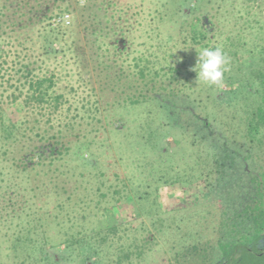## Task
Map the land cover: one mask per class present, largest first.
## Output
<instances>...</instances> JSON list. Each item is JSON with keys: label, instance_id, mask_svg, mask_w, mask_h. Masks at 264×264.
I'll list each match as a JSON object with an SVG mask.
<instances>
[{"label": "rangeland", "instance_id": "1", "mask_svg": "<svg viewBox=\"0 0 264 264\" xmlns=\"http://www.w3.org/2000/svg\"><path fill=\"white\" fill-rule=\"evenodd\" d=\"M91 1L101 5L106 13L103 16L105 34L98 43H90L87 56L76 55L73 51L76 45L72 43L75 35L71 38L69 34L53 44L62 52L40 54L45 40L37 28L23 30L15 35L17 38L12 37L13 44L5 49L9 53L5 51L0 56V103L2 101L4 106L10 102L9 95L13 90L10 84L21 76L17 71L19 60L31 61L35 76H54L53 89L64 95L58 111L50 113L48 109H35L31 105L25 108L23 117L26 114L27 120L37 117L41 128L50 133L63 132L70 146L65 161L39 165L30 173L16 172L13 166L3 168L5 178L0 180V208L4 202L2 194L15 192L12 200H5L14 205L0 210V264H29L14 254L12 242L17 230L30 220L34 232L31 236L37 237L39 231L44 232L50 236L49 245L59 243L63 232L70 227V231L78 234L93 225L115 223L116 231L111 234L113 241L104 252L101 264H215L222 258H229L227 264H264V257L254 258L251 251L245 249L249 239H243L238 249L231 246L225 250L218 245L220 240L234 245L241 234L246 233L247 237L254 234L250 220H246L244 227L237 228L238 235L230 234V225H222V222H234L226 218L233 214V207L239 211L241 207L237 200L244 198L239 195L242 189L234 184L240 179L239 168L226 170V178L222 180L217 176L195 178L191 182L192 179H185L190 170L186 166L188 155L183 156L180 151L172 162L166 157L160 172L159 169L152 172L141 166L136 142L142 123L147 118L157 119L156 109L160 102L177 105L169 118L173 119L178 113L182 124H188L190 128L202 126L204 101L201 99L208 100L210 94L205 91L209 86L196 84L197 74L191 70L197 61L196 50L220 47L230 54L228 50L234 51L228 46L231 40L242 41L244 49L264 46V0H187L185 4H179L180 0ZM29 3L33 4V0H0L1 11L14 17H22L30 7ZM20 5L25 8L13 13L14 7L19 9ZM48 14L51 15L48 22L58 21L57 11ZM68 19L73 20L71 13ZM194 31L204 33L205 39L192 40ZM235 59V55L229 58V68ZM97 62L105 66L103 73L98 75L94 69L91 81L86 80V73L91 69L88 65L95 67ZM142 67H146L147 75L140 80L137 71ZM106 69L119 73L126 80L117 85L116 93L108 88ZM143 82L155 86L152 96L157 98H140L141 102L131 105L127 97L133 88L129 85L139 87ZM100 84L106 85L104 91L100 90ZM7 86L8 90L2 93ZM160 86L166 89L162 90ZM226 89L228 86L224 85L218 93ZM159 121H164L163 117ZM213 127L216 131L222 129L215 123ZM177 128L173 127L171 132L181 137V130ZM35 137L30 131L23 136L25 151L32 147L31 138ZM172 137L168 134L169 143ZM81 142L89 143L94 162L85 165L75 156L80 153ZM239 142L231 147L238 146L241 152L249 153L245 164L254 172L264 173V145L248 152L244 151V146L239 147ZM192 149L189 146L186 152H192ZM205 156L202 151L201 158ZM240 163L238 161L236 167ZM160 174L164 176L162 179ZM175 174L184 179L165 182V178ZM224 181L229 183L223 184ZM137 186L150 192V202L156 199L154 209L146 214L141 212L140 216L139 204L127 196L133 195L130 189ZM116 199L120 202L114 204ZM98 206H115L108 214L110 220L100 217ZM135 237L136 244L143 245L142 254L139 256L134 251L129 260L118 262L117 255L123 254L120 247L134 245L131 243ZM63 254L67 253L62 244L44 252V255L57 258V264H81L72 258L61 260ZM88 264L100 263L88 261Z\"/></svg>", "mask_w": 264, "mask_h": 264}, {"label": "trees", "instance_id": "2", "mask_svg": "<svg viewBox=\"0 0 264 264\" xmlns=\"http://www.w3.org/2000/svg\"><path fill=\"white\" fill-rule=\"evenodd\" d=\"M179 2V4L181 2L185 4L187 0H180ZM51 3L52 7L50 8L49 5ZM21 6L24 5L18 6L19 9L14 7L15 11L13 10L12 12H20L25 8ZM29 6V9L23 12L22 17H14L3 13L1 11L3 6H0V56L5 54L6 46L13 44L10 40L12 37L17 38L16 34H19L23 30L28 31L31 28H37L40 31L39 34L45 40L40 54L47 55L62 52V49L57 51L58 49H55L53 44L56 41H60L65 34H69L71 38L75 35L72 43L76 47L73 51L78 57L87 56V47H91L90 43H98L100 37H104L105 26H103V16L106 13H104L101 5L94 4L91 0H33V4ZM40 6H45V8H41ZM52 11H57L56 16L58 21H55L56 23L48 22L51 20V15L48 12ZM70 13L73 16V20L69 19V23L66 24L62 18L66 14L69 17ZM17 15L21 14L17 13ZM56 16L54 17L56 18ZM198 34L194 31L192 40L199 42L205 39L204 33L200 32ZM198 37H200L199 41ZM242 45V41L231 40L228 46L232 47L234 51L227 49L231 55L228 52L225 53L228 58L234 55L236 57L232 67L229 68L230 70L224 74V85H227L228 89L222 90L220 93H218L219 88L214 86L205 89L207 94L210 95L207 98L208 100H205V98L201 99L202 102L204 101V106H202L204 111L201 122L202 126L190 128L191 126L188 124H182L179 121L180 114L178 113L173 119L169 118L174 113L177 105L172 102L170 104L165 100L166 102L157 104V119L147 118L142 123L140 126L141 133L138 134L139 140H136L137 150L140 152L138 154H141V166L147 167L152 172L160 168L162 162L167 160L166 157L172 162L180 151L184 153L183 156L188 155L186 166L190 170L189 173L186 172L187 176L185 179L189 178L188 181L192 179L191 182L195 178L208 179L217 176L222 180L226 178V170L239 168L240 179L239 182H235L234 184L236 188L242 189L239 195H244V198L237 200L241 208L238 211L236 207H233V214L226 218L227 221L233 219V223L222 222L224 227L229 225L232 227L230 234L232 232L234 235L240 234L237 228L239 226L244 227L246 220L252 221L254 234L261 231V228L264 227V173L259 170L254 172L251 166L246 165L247 163L245 164L249 153L246 155L244 152H241L237 148L238 146L231 147L232 144H237L240 141L239 147L244 146L246 148L244 151L250 152V149L264 145V46L254 45L253 47L250 46L244 49L245 47ZM15 48H17L16 45ZM8 53L6 51V54ZM18 62L19 67L17 71L21 73V76L16 79L14 84H10V86H13V90L9 95L10 102L5 106L2 101L0 103L1 181L5 178L3 168L8 166L15 167L16 172L30 173V171L39 165L46 163L51 165L53 162L65 161L70 154L67 135H64L60 131L50 133L49 130L42 129L40 126L41 121L37 117H34L33 120L25 119L27 114L23 117L25 108L31 105L35 109L37 107L41 110L48 109L50 113L58 111L63 103L64 95L60 91L58 92L53 89L55 84L54 76H35L33 75L35 68L31 61L22 62L19 60ZM88 66L89 68L91 67L90 70L88 69L85 77L86 80L87 78L89 79L88 81H91L94 69L100 75L105 68L102 62H97L95 67L93 64ZM145 70L146 67L138 69L137 72L140 80L146 77L147 72ZM176 73H179L178 70ZM105 77L109 82L108 88L115 93L118 90L117 85L121 81L126 82V80L124 81L121 78L119 73L107 71V69L105 70ZM145 83L143 82L139 87L129 85L130 88H133L131 89L132 92L128 91L127 97L131 105L146 100L145 97L154 100L157 98L155 95L152 96L155 86ZM26 84L27 88L25 90ZM100 86L101 91L106 89L104 87L106 85L100 84ZM8 88V86L5 87L1 92L7 91ZM160 88L162 90L166 89V87L162 86ZM122 90H125V87ZM21 97H23V100H20ZM162 117L164 121H159L162 120ZM170 121L172 122L170 123ZM214 123L222 129L216 131L213 127ZM175 126L178 127V130H181V137L171 132ZM24 131L26 133L28 131L33 132L36 136L35 138H31L33 141L32 147L27 151L22 146L23 136L26 134ZM232 131L234 133H230ZM168 134L173 136L171 143L167 141ZM189 146L193 147L192 152H186V148ZM78 148H80V153H75V156L81 160L80 162H84L86 165V163L95 161L89 143L81 142ZM202 151L206 155L204 158H201ZM84 155L86 156L84 157ZM238 161H241V163L239 167H236ZM162 177L164 176L160 174L159 178L162 179ZM180 179H184V176L175 174L165 178V182L174 183ZM245 179H247L246 182ZM228 183L226 182V184ZM247 185L250 187L249 189ZM130 190L133 195L127 196L128 198L131 196L132 200L134 198V201L139 204V216L141 212L146 214V212H151L154 209L156 199L150 202V192L148 190H141L138 186ZM14 192L15 190H12L11 192H4L2 194L4 202L0 210L14 205V203L9 202L12 200ZM6 194L8 195L5 197ZM101 195L104 196L103 193ZM240 196H237V198ZM5 200L9 201L6 202ZM116 202H120V199H116L114 204ZM58 206L63 207L62 205ZM114 207L98 206L97 210L100 217L110 220L111 218L108 214ZM28 222L32 223L31 220ZM29 223L17 230L12 242L14 254L21 258L22 262L29 264H37L39 262H43V264H57V258L53 259L52 256L44 255V252L57 246L59 247V244L63 245V251L67 253L66 255H61V260L72 258V260H77L81 264H88V261L99 262L101 264L105 257L104 252L110 248L113 241L111 234L116 231L115 223H107L104 226L93 225L89 227V230H84L78 234L77 232L70 231V227L66 232H63L64 236L59 239V243L49 245L48 240L50 236L44 232L39 231L37 237L31 236L34 232ZM245 238L247 239L246 233L241 234L238 238L239 241L234 245L230 244V242L221 243V240L218 241V245L225 250L231 246H236L235 248L238 249L241 246L239 243ZM131 244L134 245L120 247L123 254L117 255L118 262L122 259L129 260L130 256L135 252L139 256L142 254L143 245L136 244V237ZM58 262L60 261L58 260Z\"/></svg>", "mask_w": 264, "mask_h": 264}, {"label": "clouds", "instance_id": "3", "mask_svg": "<svg viewBox=\"0 0 264 264\" xmlns=\"http://www.w3.org/2000/svg\"><path fill=\"white\" fill-rule=\"evenodd\" d=\"M197 51V61L191 69L196 72V84H205L209 87L222 88L224 74L229 71V58L220 47H206Z\"/></svg>", "mask_w": 264, "mask_h": 264}, {"label": "flooded vegetation", "instance_id": "4", "mask_svg": "<svg viewBox=\"0 0 264 264\" xmlns=\"http://www.w3.org/2000/svg\"><path fill=\"white\" fill-rule=\"evenodd\" d=\"M247 239H249V243H246L245 249L251 251L252 257H264V227L258 233L247 237ZM228 260L229 258H222L215 264H227Z\"/></svg>", "mask_w": 264, "mask_h": 264}, {"label": "built area", "instance_id": "5", "mask_svg": "<svg viewBox=\"0 0 264 264\" xmlns=\"http://www.w3.org/2000/svg\"><path fill=\"white\" fill-rule=\"evenodd\" d=\"M62 19L64 20V22H65L66 24L69 23V19H68V15H67V14L64 15Z\"/></svg>", "mask_w": 264, "mask_h": 264}]
</instances>
